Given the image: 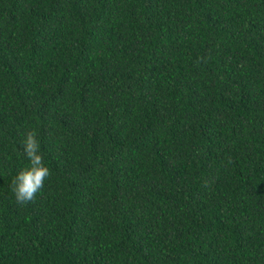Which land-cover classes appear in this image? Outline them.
<instances>
[{
	"label": "trees",
	"instance_id": "1",
	"mask_svg": "<svg viewBox=\"0 0 264 264\" xmlns=\"http://www.w3.org/2000/svg\"><path fill=\"white\" fill-rule=\"evenodd\" d=\"M0 264H264V0H0Z\"/></svg>",
	"mask_w": 264,
	"mask_h": 264
},
{
	"label": "clouds",
	"instance_id": "2",
	"mask_svg": "<svg viewBox=\"0 0 264 264\" xmlns=\"http://www.w3.org/2000/svg\"><path fill=\"white\" fill-rule=\"evenodd\" d=\"M22 148L29 164L17 173L11 185L16 202L21 206L34 201L36 194L44 187V181L51 175L44 163L40 140L35 130L26 133Z\"/></svg>",
	"mask_w": 264,
	"mask_h": 264
}]
</instances>
